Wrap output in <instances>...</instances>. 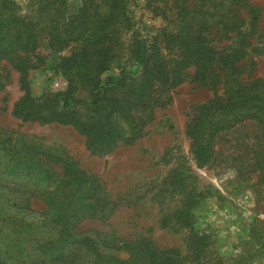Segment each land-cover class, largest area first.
Masks as SVG:
<instances>
[{"label":"rangeland","instance_id":"1","mask_svg":"<svg viewBox=\"0 0 264 264\" xmlns=\"http://www.w3.org/2000/svg\"><path fill=\"white\" fill-rule=\"evenodd\" d=\"M8 1L41 43L0 52V264H17L21 248L48 241H61L74 264H264V121L243 119L241 104L237 115L219 117L226 128L210 139L204 165L188 136L199 105L238 91L264 101V0H187L198 7L190 16L181 0H125V18L105 27L113 59L101 78L122 69L139 76V39L156 44L181 80L145 114L142 137L101 156L71 126L24 122L13 110L25 69L32 108L66 97L80 121L103 119L98 90L61 69L63 58L96 48L85 39L48 41L76 37L82 23L100 26L107 14L91 8L82 17L83 0ZM2 2L0 19L8 18ZM222 55L231 56L226 65ZM114 128L124 135L123 120ZM57 191L74 204L60 207Z\"/></svg>","mask_w":264,"mask_h":264},{"label":"trees","instance_id":"2","mask_svg":"<svg viewBox=\"0 0 264 264\" xmlns=\"http://www.w3.org/2000/svg\"><path fill=\"white\" fill-rule=\"evenodd\" d=\"M181 1L183 5H181L180 10L187 16L198 9L197 5H193V3L188 5L187 0ZM125 6V0H83L82 17H85L91 8H95L97 15L105 12L109 20L106 23H101L100 26L92 25L88 27V30L91 31L89 33L86 32L88 31L87 26L84 27L82 23L77 28L76 37L61 40L57 38L48 41L49 45L60 46L61 42L67 43L72 39H85L87 45L96 48L93 51L94 53L81 50L70 57L63 58L61 69L65 75L76 76L81 81L93 86L94 90H98V101H95V104L98 105L99 101L100 103L104 102L106 113H104L103 119H96L94 123L80 121L75 107L66 97L61 100H49L42 109L32 108L34 99L30 93L25 69L21 71V88L24 95L14 106V116L21 118L24 122L33 121L42 124L56 123L71 126L85 137L87 149L94 156L110 154L117 147L119 140L124 142L125 145H131L142 137V126L147 123L145 114L149 112L151 115V107L155 104H162L161 96L176 86L177 81L181 78L176 69L169 68L168 63L159 54L156 44L150 46L139 39L135 41V49L132 54L134 62L142 68L139 76L133 77L126 69H122L117 76H107L104 80L101 78L102 74L109 68V62L113 59L111 48L103 45L107 41L106 37L108 35L105 27L108 24L121 23V19H124L126 14ZM1 8L7 10L4 13H8V18L0 19L2 20L0 22V52H12L18 49L25 51L31 47L33 49L38 48L41 43L40 35L31 22H27L18 15L17 9L19 7L11 9L9 1L4 0ZM98 9L100 11H97ZM185 26H187V23ZM177 27L180 26L175 23V28ZM180 28L184 29V27ZM190 28H192V25H190ZM228 57L231 56L222 55L220 62L226 65ZM203 78L204 75L201 79ZM125 87H127V92L123 100L107 96L110 91L113 92L116 89ZM251 97L247 91L242 95L238 91L235 96L229 99L215 98L196 108L198 115L188 125V136L193 141L194 155L198 164L204 165L209 161L211 155L210 139L226 128L225 117L227 116L225 115L231 113V111L237 115L236 110L240 104L244 108L242 109L244 113L241 115L243 119L264 121V101L261 100L258 104V100L250 99ZM241 100L246 102L244 103ZM139 112L140 115H138ZM150 115L147 118L150 119ZM221 116L225 117L218 120ZM117 118L124 121L125 133L120 138L114 128V122ZM27 164L33 168L35 167L33 163ZM45 173L44 182L48 183L50 175L46 170ZM53 198L57 200L60 207L66 206L69 208L70 203L74 204L71 200L67 206L62 194L58 191L53 194ZM78 202H80L79 199ZM78 205L79 203L76 206ZM78 212L77 208L72 209L69 215ZM62 215L61 211L59 217ZM61 243V241H48L43 244H36L33 249L23 247L18 251V255L16 254V262L17 264H74L71 255L61 248Z\"/></svg>","mask_w":264,"mask_h":264},{"label":"built area","instance_id":"3","mask_svg":"<svg viewBox=\"0 0 264 264\" xmlns=\"http://www.w3.org/2000/svg\"><path fill=\"white\" fill-rule=\"evenodd\" d=\"M55 86L60 87L61 86L60 82H56Z\"/></svg>","mask_w":264,"mask_h":264}]
</instances>
